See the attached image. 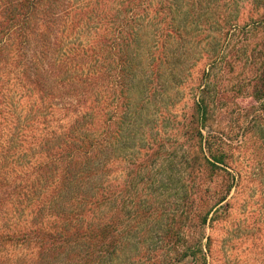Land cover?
I'll return each mask as SVG.
<instances>
[{
  "label": "trees",
  "instance_id": "trees-1",
  "mask_svg": "<svg viewBox=\"0 0 264 264\" xmlns=\"http://www.w3.org/2000/svg\"><path fill=\"white\" fill-rule=\"evenodd\" d=\"M220 49H237L234 59ZM203 58L181 163L201 195L170 210L169 228L195 215L200 236L181 255L210 264L204 228L226 213L237 181L235 135L213 126L264 109L230 105L249 91L264 99V0H0V264H112L135 226L122 224L121 150L149 127L154 94L174 95ZM155 138L142 149L144 173L163 154ZM219 176L214 197L202 194ZM163 208L139 205L138 220Z\"/></svg>",
  "mask_w": 264,
  "mask_h": 264
},
{
  "label": "rangeland",
  "instance_id": "rangeland-1",
  "mask_svg": "<svg viewBox=\"0 0 264 264\" xmlns=\"http://www.w3.org/2000/svg\"><path fill=\"white\" fill-rule=\"evenodd\" d=\"M220 50L224 52L225 58L231 61L237 49ZM202 61L182 71L179 83L172 84L173 90L168 91V93L173 91L175 96L170 94L167 99H164L166 95L162 94L161 90L154 94L148 112L149 127L146 125L141 139L138 138L130 148L123 147L121 150L119 176L122 185L120 193L122 224L124 226L130 221L135 226L130 233L126 232L128 237L126 242L129 243L112 257V264H158L155 261L156 258L169 259L170 257H175V264H200L199 259L196 262L190 256L181 255L183 245L186 242H195L200 236L201 229L194 223L195 215L194 217L192 215L191 222L187 220L188 224L179 226L174 223L173 227H177L171 229L169 221L172 215L170 213L175 212L178 215L183 213L182 210L187 209L184 203H189L191 194L194 200H199L195 197L196 193L201 195L191 180L186 179L187 174L183 172L184 167L181 163L185 149L184 139L187 136L186 130L190 126L188 114L192 109L193 93L199 92L196 84L199 83L203 74L205 59L203 58ZM235 62L240 69V62L236 60ZM223 63L224 60L212 70L219 73ZM241 70L245 75L251 74V69ZM230 76H233V73ZM233 81L234 79L229 78L225 83L232 86ZM244 95L238 97L235 103L230 102L232 109L236 107V110L241 108L252 111L259 107L260 103L264 104V99L256 100L251 91ZM226 110L229 113L230 107ZM258 115L256 120L252 115L249 121L240 118L237 122L234 118L232 122V115L227 114L222 123L213 126L216 129L222 128L228 131L230 135H235L230 162L231 169L235 175L237 173V181L228 196L230 204L226 213L215 219L211 226L204 228V231L211 236L208 256L210 264H264V109ZM153 136L158 138H155V141L162 142L164 145L163 154L159 160L152 161L144 173L139 163L142 158V149L150 141V143L153 142L151 139ZM254 146H257L256 149ZM171 153L174 158L170 156ZM170 166L173 169L171 172L167 170L166 174L158 173L161 167ZM204 175L206 177L208 174L204 173ZM220 182V176L213 178V181L205 179L200 191L204 195L209 193V197H214V193L220 189ZM168 200L172 201L170 208L159 206L162 205L160 202ZM144 204L151 209L153 206L164 207L161 209L162 217L156 220L152 214L144 221L140 218L138 220L137 210L139 205ZM123 226L122 232H124ZM206 239L204 238V242ZM177 249H179L178 252H176ZM162 263L163 261L159 264Z\"/></svg>",
  "mask_w": 264,
  "mask_h": 264
}]
</instances>
